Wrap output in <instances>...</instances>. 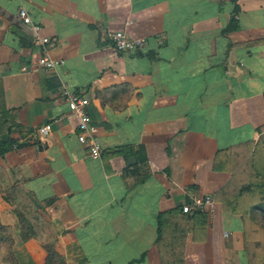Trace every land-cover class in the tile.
Masks as SVG:
<instances>
[{
	"label": "crops",
	"instance_id": "1",
	"mask_svg": "<svg viewBox=\"0 0 264 264\" xmlns=\"http://www.w3.org/2000/svg\"><path fill=\"white\" fill-rule=\"evenodd\" d=\"M20 9L54 43V69L37 64ZM116 31L143 39L140 52L116 51ZM63 89L89 99L99 157L77 141ZM8 139L1 222L15 228L25 205L42 229L18 250L43 260L35 243L53 241L65 264H264V0H0ZM207 196L213 207L182 212Z\"/></svg>",
	"mask_w": 264,
	"mask_h": 264
},
{
	"label": "built area",
	"instance_id": "2",
	"mask_svg": "<svg viewBox=\"0 0 264 264\" xmlns=\"http://www.w3.org/2000/svg\"><path fill=\"white\" fill-rule=\"evenodd\" d=\"M18 17L25 24L31 27L34 35V43L40 47L41 54L37 59V64L46 70L54 69L59 62L49 57L48 51L54 46L49 37L42 35V27L34 23L25 9H20ZM114 49L118 52H129L136 54L140 52L145 44L143 39H134L123 31H116L108 37ZM62 96L65 98L71 112L78 117V127L76 138L77 141L88 148L89 156L93 158L99 157L101 154V142L98 138L97 128L92 123L88 114L87 107L89 99L80 91L62 90ZM51 130V125L46 124L39 129V134L45 135ZM214 201L212 197L193 198L189 203L183 205L182 212L190 213L204 207H213Z\"/></svg>",
	"mask_w": 264,
	"mask_h": 264
},
{
	"label": "trees",
	"instance_id": "3",
	"mask_svg": "<svg viewBox=\"0 0 264 264\" xmlns=\"http://www.w3.org/2000/svg\"><path fill=\"white\" fill-rule=\"evenodd\" d=\"M15 141L12 139H8L6 141H0V156H3L6 152L12 149ZM263 197L261 198L260 204L256 207L261 212L264 213V185H263ZM15 215L17 217L18 223L17 225L23 229V242H26L29 239L36 238V233L34 227L32 226L30 220L26 218L25 215L21 214L18 211H15ZM23 227V228H22ZM0 228H4L0 224ZM28 232V236H24V233ZM4 240L3 237H0V251L2 250V241ZM44 252L46 253L45 263L44 264H65L63 258L57 254L54 248L53 241L45 242L42 245ZM0 264H21L20 260L16 253L7 250V253L0 257Z\"/></svg>",
	"mask_w": 264,
	"mask_h": 264
},
{
	"label": "rangeland",
	"instance_id": "4",
	"mask_svg": "<svg viewBox=\"0 0 264 264\" xmlns=\"http://www.w3.org/2000/svg\"><path fill=\"white\" fill-rule=\"evenodd\" d=\"M20 209L16 210V211L20 212L21 214H23L25 216L28 215V217H29V215H30L33 217L32 213L28 212L25 209V205L21 206ZM32 220L34 222V224H33L34 226H36V224H37V226L35 228L36 235L40 234V232H42L41 224L39 222L40 219L37 218L36 220L35 219H32ZM0 224L4 227L3 229L0 228V237L4 238V240L2 241V250L0 251V257L4 256L7 253V250L12 251L13 253H16V254L18 253L17 251H19L18 255H20V257L24 261H27V264L31 263L33 258L35 259V261H38V263H40V264L45 263V258L43 260L41 259L42 257L40 259L37 258L38 256H37V253H35V251H34V247H33L34 245H30L31 243L29 244L30 246L28 248H26V246H24L23 248H20L19 250L17 249V248H19L18 245L25 243V242H23V234H22L23 229H21V227L16 225L15 228H12V227L9 228V226H6L5 224H3L1 222V219H0ZM28 234H29L28 232H25L24 236H28ZM32 239H35V238H32ZM29 240H31V239H29ZM37 243H35L36 246H39V248L41 249V252H43L44 251L42 248L43 243L40 244L39 241ZM43 253H44L43 256L45 255V257H46V253L45 252H43Z\"/></svg>",
	"mask_w": 264,
	"mask_h": 264
}]
</instances>
